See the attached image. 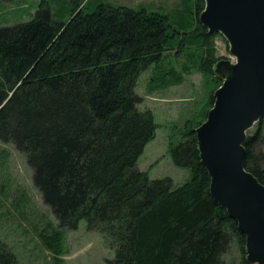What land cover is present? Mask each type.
<instances>
[{"label":"trees","instance_id":"trees-1","mask_svg":"<svg viewBox=\"0 0 264 264\" xmlns=\"http://www.w3.org/2000/svg\"><path fill=\"white\" fill-rule=\"evenodd\" d=\"M194 3L190 32L175 30L164 13L108 4L90 12L78 4L55 22L46 1L29 22L0 27V142L26 157L60 228L74 231L84 220L104 237L114 252L106 264H252L237 223L210 197L199 160L195 130L222 80L213 70L219 34L199 24L204 2ZM187 48L202 53L198 70L212 91L202 119L187 121L170 148L174 165L191 172L174 186L136 169L156 125L151 111L138 109L135 87L140 73ZM174 75L149 85L180 83ZM261 122L246 136L243 166L264 185L255 154Z\"/></svg>","mask_w":264,"mask_h":264},{"label":"rangeland","instance_id":"rangeland-1","mask_svg":"<svg viewBox=\"0 0 264 264\" xmlns=\"http://www.w3.org/2000/svg\"><path fill=\"white\" fill-rule=\"evenodd\" d=\"M42 1L47 2L55 22L67 21L78 4L87 12L108 4L164 13L179 32H190L197 26L194 0H12L0 2V27L29 22ZM212 45L218 59L213 70L223 82L235 60L222 35L215 36ZM201 54L194 48L185 49L180 56L170 52L156 67L151 66L138 77L135 87L141 99L138 109L151 111L156 130L136 169L146 172L152 180L170 178L174 186H179L191 177L188 169L174 165L170 148L181 141L179 130L184 124L189 120L199 122L208 108L212 85L198 70ZM169 70L180 77V83L173 80L165 89L152 90L151 79H155L152 87L160 85ZM258 124L246 136H252ZM260 131L255 154L264 168V117ZM113 258L114 252L104 237L88 231L84 220L74 231L59 227L33 186L26 157L13 144L0 142V264H106Z\"/></svg>","mask_w":264,"mask_h":264},{"label":"water","instance_id":"water-1","mask_svg":"<svg viewBox=\"0 0 264 264\" xmlns=\"http://www.w3.org/2000/svg\"><path fill=\"white\" fill-rule=\"evenodd\" d=\"M203 2L199 24L223 36L235 63L195 130L199 160L210 197L245 236L247 260L264 264V185L243 166L246 133L264 117V0Z\"/></svg>","mask_w":264,"mask_h":264},{"label":"bare ground","instance_id":"bare-ground-1","mask_svg":"<svg viewBox=\"0 0 264 264\" xmlns=\"http://www.w3.org/2000/svg\"><path fill=\"white\" fill-rule=\"evenodd\" d=\"M234 58V57H233ZM234 60H235V58H234ZM231 75V72L230 71H227L226 72V77H229Z\"/></svg>","mask_w":264,"mask_h":264}]
</instances>
